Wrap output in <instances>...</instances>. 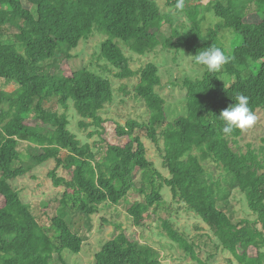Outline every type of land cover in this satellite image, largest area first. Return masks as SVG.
<instances>
[{"label": "trees", "instance_id": "1", "mask_svg": "<svg viewBox=\"0 0 264 264\" xmlns=\"http://www.w3.org/2000/svg\"><path fill=\"white\" fill-rule=\"evenodd\" d=\"M168 0L189 20L182 22V33L173 29V20L163 14L152 0H0V79L15 81V93L0 91V264H69L64 252L79 254L83 239L63 216L53 217L43 226L24 202L14 181L32 168L50 160L56 162L49 172L56 187H64V206L82 215L98 214L105 203L123 205L134 222L142 226L151 209L161 206L164 185L174 199L207 223L238 264H264V159L253 149L240 150L238 140L244 131L224 134L222 110L236 102L238 95L248 97L250 109L264 110V0ZM253 8V9H252ZM213 11L219 23L203 29L204 13ZM171 36L163 48L187 50L192 56L209 47H219L231 57L219 72L205 69L200 79H185L187 115L167 119V102L156 92L162 78L154 63L139 72L120 47L144 55L162 46L163 25ZM13 29V41L8 42ZM242 39L239 46L220 44L222 30ZM95 32L106 39L101 56L114 69L118 79L140 75L133 97L144 101L149 111L146 123L128 120L117 125L100 114L114 93L109 79L90 70L68 71L66 63L82 40ZM238 38V39H239ZM224 75L235 79L227 86ZM67 109L70 102L82 117L83 128L96 127L99 140L82 145L69 130L65 113L49 109L50 102ZM84 120H91L86 122ZM161 150L165 177L148 158L147 148L137 130ZM36 146L31 164L21 156V143ZM211 159L222 172L213 180L202 165ZM70 179L59 176L58 169ZM226 189V190H222ZM239 189L255 220H232L218 207L221 195ZM166 237L197 264H206L196 247L175 229L169 220L162 222ZM121 233L107 241L96 254L95 264H160V253L143 244L137 232Z\"/></svg>", "mask_w": 264, "mask_h": 264}, {"label": "rangeland", "instance_id": "2", "mask_svg": "<svg viewBox=\"0 0 264 264\" xmlns=\"http://www.w3.org/2000/svg\"><path fill=\"white\" fill-rule=\"evenodd\" d=\"M157 3L161 12L170 16L173 20V29L186 33L188 29L182 28V22L188 25L189 20L183 14H178L173 7L168 6V0H152ZM245 2L246 0H242ZM227 4L226 0H223ZM204 4V3H203ZM205 4H207L205 2ZM253 9V8H252ZM203 29L214 28L219 23V19L213 11L204 13ZM171 27L163 25L160 45L154 51L144 55L131 52L124 44L120 47L130 59L131 68L139 72L147 63H154L159 68L162 78L161 86L156 88V92L167 102L166 112L168 121H174L181 115H187L186 90L183 87L185 79H200L203 77L205 69L196 65L193 56L185 49L172 50L163 48V43L171 36ZM17 32L13 29L11 36L7 37L8 42H14L13 37ZM233 34L230 30H222L220 33V44L226 48L239 46L242 39ZM105 36L95 32L89 39L82 40L77 49L72 51L70 59L65 68L68 71H79L82 69L110 80L114 100L108 103L100 113L105 120L111 122V127L125 125L128 120H135L139 123H146L149 119V111L142 100L133 97L135 86L140 81V75L129 79H118L115 77L117 71L112 65L101 56V47ZM223 80L227 86L234 83L235 79L229 75H224ZM15 81L0 79V91L4 93H15L18 90ZM7 108V103L0 106ZM49 109L60 114L65 113L69 119V130L80 140L82 145L87 143L94 146V142L99 140L98 135L92 136L96 127L83 128L80 122L83 120L75 109L72 102L65 109L61 105L52 101ZM256 123L246 130L238 140L239 149L247 151L249 148L255 150L264 159V110L259 109L255 113ZM91 122V120H84ZM3 124L0 122V127ZM142 141L145 143L148 158L153 162L165 177H169V171L163 165L161 150L163 149V138L158 145L152 143L147 137L146 129L137 130ZM21 156L26 164H31V154H36V146L30 141H23L20 147ZM202 165L208 171L209 177L213 180L220 179L222 169L211 159L202 161ZM56 167V162L50 160L42 165L32 168V171L25 176L14 181V186L20 191L24 202L31 208L32 212L39 219L43 226L50 227L51 220L56 216H63L71 229L78 233L83 239V247L79 254L64 252V258L69 264H95L96 254L102 249L104 244L121 233L120 226L123 225L129 233L137 232L143 244H148L160 253V264H197L187 253L180 249L175 243L169 240L162 228V222L169 220L176 230L183 234L196 247L199 257L206 264H238L232 255L225 251L221 242L215 236L211 227L203 222L195 213L187 209L183 203L174 199L169 187L164 185L161 194L165 203L155 206L151 212L155 215L147 217L142 226L135 227L133 220L126 212L123 205H113L105 203L100 206L98 214L89 217L66 208L63 203L64 187H56L49 172ZM59 176L70 179L68 172L58 169ZM226 190V189H222ZM0 203H3L0 199ZM218 207L225 212L232 220L240 218L255 220L247 205L244 193L239 189H232L218 198Z\"/></svg>", "mask_w": 264, "mask_h": 264}, {"label": "clouds", "instance_id": "3", "mask_svg": "<svg viewBox=\"0 0 264 264\" xmlns=\"http://www.w3.org/2000/svg\"><path fill=\"white\" fill-rule=\"evenodd\" d=\"M183 7L184 0H177L176 8L182 10ZM230 60L231 57L219 47H209L194 56L195 63L205 66L212 73L219 72ZM235 99L236 102L222 110L219 115V119L224 122V134H231L234 130L244 131L251 128L257 120L249 107L248 97L238 95Z\"/></svg>", "mask_w": 264, "mask_h": 264}, {"label": "built area", "instance_id": "4", "mask_svg": "<svg viewBox=\"0 0 264 264\" xmlns=\"http://www.w3.org/2000/svg\"><path fill=\"white\" fill-rule=\"evenodd\" d=\"M202 2L205 4V2H206V3H208V2H209V0H202Z\"/></svg>", "mask_w": 264, "mask_h": 264}]
</instances>
